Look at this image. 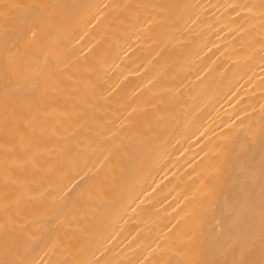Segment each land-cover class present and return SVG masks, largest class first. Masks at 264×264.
<instances>
[{
  "label": "bare ground",
  "instance_id": "obj_1",
  "mask_svg": "<svg viewBox=\"0 0 264 264\" xmlns=\"http://www.w3.org/2000/svg\"><path fill=\"white\" fill-rule=\"evenodd\" d=\"M0 264H264V0H0Z\"/></svg>",
  "mask_w": 264,
  "mask_h": 264
}]
</instances>
